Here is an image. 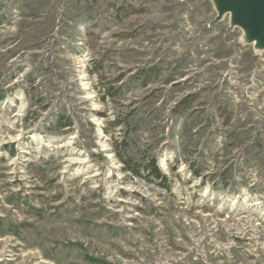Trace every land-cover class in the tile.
Wrapping results in <instances>:
<instances>
[{
  "label": "rangeland",
  "instance_id": "374dc122",
  "mask_svg": "<svg viewBox=\"0 0 264 264\" xmlns=\"http://www.w3.org/2000/svg\"><path fill=\"white\" fill-rule=\"evenodd\" d=\"M216 15L0 0V264H264V50Z\"/></svg>",
  "mask_w": 264,
  "mask_h": 264
},
{
  "label": "water",
  "instance_id": "95a60500",
  "mask_svg": "<svg viewBox=\"0 0 264 264\" xmlns=\"http://www.w3.org/2000/svg\"><path fill=\"white\" fill-rule=\"evenodd\" d=\"M217 11L213 24L230 17L228 31L240 28L245 43L264 50V0H212Z\"/></svg>",
  "mask_w": 264,
  "mask_h": 264
},
{
  "label": "trees",
  "instance_id": "16d2710c",
  "mask_svg": "<svg viewBox=\"0 0 264 264\" xmlns=\"http://www.w3.org/2000/svg\"><path fill=\"white\" fill-rule=\"evenodd\" d=\"M105 91H109V89L105 90ZM186 102H187V100H184L182 103L179 104L178 108H181L184 104H186ZM189 107L190 106L184 107L183 111H185ZM70 123L71 122H69L65 125L70 126ZM60 125L63 126V124H60ZM121 160L125 163V165L127 166V169L129 171H131L135 176H141L142 175L141 171L145 169L148 172L150 171L151 176L153 177L154 181H161L162 182V181H165L167 179L166 176L160 170L159 166L156 165L155 162H153V164L146 166L144 169H141L140 167L136 168L135 163H133V161L130 158H128L126 155H121Z\"/></svg>",
  "mask_w": 264,
  "mask_h": 264
}]
</instances>
